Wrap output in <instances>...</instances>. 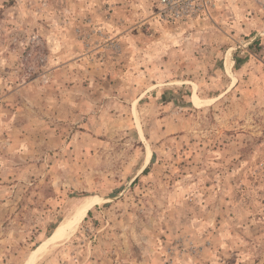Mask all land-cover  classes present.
<instances>
[{
	"label": "rangeland",
	"instance_id": "rangeland-1",
	"mask_svg": "<svg viewBox=\"0 0 264 264\" xmlns=\"http://www.w3.org/2000/svg\"><path fill=\"white\" fill-rule=\"evenodd\" d=\"M157 1L0 0V264H264V0Z\"/></svg>",
	"mask_w": 264,
	"mask_h": 264
},
{
	"label": "built area",
	"instance_id": "built-area-1",
	"mask_svg": "<svg viewBox=\"0 0 264 264\" xmlns=\"http://www.w3.org/2000/svg\"><path fill=\"white\" fill-rule=\"evenodd\" d=\"M157 14L169 21H183L206 14L211 0H158Z\"/></svg>",
	"mask_w": 264,
	"mask_h": 264
},
{
	"label": "bare ground",
	"instance_id": "bare-ground-1",
	"mask_svg": "<svg viewBox=\"0 0 264 264\" xmlns=\"http://www.w3.org/2000/svg\"><path fill=\"white\" fill-rule=\"evenodd\" d=\"M68 231H71V227L70 228H67L65 231H63V232H59V234H55L54 235V239L53 240H55V239H57V238H63L62 236H67V235H69V233L70 232H68Z\"/></svg>",
	"mask_w": 264,
	"mask_h": 264
},
{
	"label": "trees",
	"instance_id": "trees-1",
	"mask_svg": "<svg viewBox=\"0 0 264 264\" xmlns=\"http://www.w3.org/2000/svg\"><path fill=\"white\" fill-rule=\"evenodd\" d=\"M255 43H257V42H255Z\"/></svg>",
	"mask_w": 264,
	"mask_h": 264
}]
</instances>
